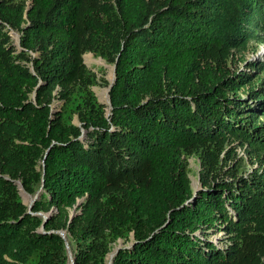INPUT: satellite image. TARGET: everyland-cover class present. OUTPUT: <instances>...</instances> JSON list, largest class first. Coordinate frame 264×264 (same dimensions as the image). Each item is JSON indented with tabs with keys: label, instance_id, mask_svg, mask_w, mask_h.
I'll return each instance as SVG.
<instances>
[{
	"label": "trees",
	"instance_id": "1",
	"mask_svg": "<svg viewBox=\"0 0 264 264\" xmlns=\"http://www.w3.org/2000/svg\"><path fill=\"white\" fill-rule=\"evenodd\" d=\"M7 28L23 32L20 53ZM251 41L264 42V0H0V264H69L55 223L34 212L85 197L75 264H261L264 174L195 193L184 160L230 137L264 152V62L215 63ZM89 52L116 65L109 115ZM20 178L43 190L32 212Z\"/></svg>",
	"mask_w": 264,
	"mask_h": 264
},
{
	"label": "rangeland",
	"instance_id": "2",
	"mask_svg": "<svg viewBox=\"0 0 264 264\" xmlns=\"http://www.w3.org/2000/svg\"><path fill=\"white\" fill-rule=\"evenodd\" d=\"M23 1L27 5L31 4V0ZM6 30L10 33L11 47L16 50L15 54L20 53L22 50L21 38L23 32L10 28ZM252 61L264 62V42L251 41L246 47L235 48L228 53L219 54L218 58L215 59V63L219 62L222 67L232 72L248 69V65ZM84 63L96 76V82L91 88L98 102L106 107L107 115H109L111 112L110 89L115 80V65L92 52L84 55ZM59 91L60 88L55 92L56 97L52 103L55 114L61 112L65 105V102L59 98ZM77 96L79 97L78 100L83 98L81 92ZM70 116L73 123L81 126L77 111L72 109ZM184 160L186 161L191 185L195 193L205 188L207 184H216L222 181L254 176L255 174H264V152L251 148L239 137H230L224 142L213 143L209 146L189 151L184 154ZM16 184L18 185L21 200L28 207V210L32 212L43 190H38L34 194L29 193L25 189L21 178L16 179ZM87 201L85 197L79 199L73 207L60 208L52 205L45 206L40 211L34 212L45 222L53 221L55 223L53 231L66 240L70 259L69 264H75L73 253L75 252L76 241L74 239L75 230L72 227L74 226L76 229L79 225L76 220H81L84 217V205ZM209 238L222 249H228L232 244L230 237L224 231L211 230ZM134 241L133 232L126 238L111 241L109 243L110 252L106 256L107 262L112 261L120 248L130 247L134 244ZM261 264H264V255L261 257Z\"/></svg>",
	"mask_w": 264,
	"mask_h": 264
},
{
	"label": "water",
	"instance_id": "3",
	"mask_svg": "<svg viewBox=\"0 0 264 264\" xmlns=\"http://www.w3.org/2000/svg\"><path fill=\"white\" fill-rule=\"evenodd\" d=\"M115 79H116V65H115ZM114 82H115V80H114ZM114 82L112 83V85L114 84ZM111 88H112V86H111ZM110 104H111V99H110Z\"/></svg>",
	"mask_w": 264,
	"mask_h": 264
}]
</instances>
